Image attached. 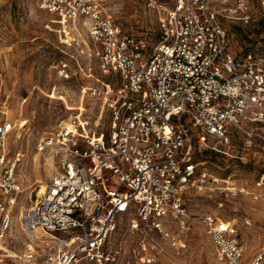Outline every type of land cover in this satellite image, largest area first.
I'll return each instance as SVG.
<instances>
[{
    "label": "built area",
    "instance_id": "1",
    "mask_svg": "<svg viewBox=\"0 0 264 264\" xmlns=\"http://www.w3.org/2000/svg\"><path fill=\"white\" fill-rule=\"evenodd\" d=\"M37 4L52 15L45 26L70 55L86 64L95 60L109 78L84 86L90 98L101 99L95 117L79 107L39 139L37 149L48 155L51 170L43 189L18 211L20 251L9 247L19 157L11 160L5 149L16 123L0 107V261L9 256L18 264H119L121 247L108 241L123 215L132 231H157L184 247L180 233L188 225L185 198L191 191L241 193L264 204V172L253 179L220 177L198 166L195 151L226 153L236 134L243 140L235 154L241 162L250 161L249 151L264 152V62L249 52L233 53L227 27L231 21L250 24L257 13L264 19V0H172L163 7L159 38L150 48L145 36L124 31L101 0ZM60 66L59 73L69 76L68 62ZM252 144L258 149L250 150ZM168 221L177 224V233H169ZM201 221L217 258L242 264L245 246L236 222L211 212ZM159 251L142 234L131 256L151 263ZM263 261L264 244L249 264Z\"/></svg>",
    "mask_w": 264,
    "mask_h": 264
},
{
    "label": "rangeland",
    "instance_id": "2",
    "mask_svg": "<svg viewBox=\"0 0 264 264\" xmlns=\"http://www.w3.org/2000/svg\"><path fill=\"white\" fill-rule=\"evenodd\" d=\"M101 2L124 31L145 36L150 48L159 38L158 22L163 7L170 5L172 0ZM51 17L38 7L37 0H0V107H4L7 116L16 123L7 136L5 149L11 160L16 155L19 157L15 173L20 190L12 211V241L9 244L16 251L23 247L24 240L18 227V211L22 205L34 200L40 183H45L51 170L48 155L37 149L39 139L53 132L79 107H83L86 115L95 117L101 99L90 98L83 92L84 86L100 84L95 77L109 78L98 70L95 60L86 64L79 56L70 55L71 50L60 43L57 32L45 26ZM227 27L229 47L233 53L249 52L264 62V21L258 13L250 24L231 21ZM75 58L81 63V69L76 67ZM61 61L68 62L67 77L59 73ZM100 127L106 133L108 118L105 110ZM242 141L233 134L234 147L226 153L196 149V158L200 161L198 166L220 177L231 174L234 178L253 179L264 172V152L253 154L249 151L250 161L241 162L235 154L238 153L236 149L241 150ZM219 148L226 149L224 145H219ZM251 148L257 150L258 145L252 144ZM185 202L189 220L187 228L180 233L186 242L181 248H176L169 237L157 231H132L128 216L119 217L108 241L112 248L121 247L119 264H223L217 258L210 235L201 221L205 212L236 222L238 235L245 246L242 264H249L252 254L264 244V204L251 200L248 195H227L220 190L191 191L186 195ZM166 226L169 233L178 232L174 221H168ZM142 234L145 240L153 238L160 247L156 260L151 263L136 261L131 256L132 248L137 247ZM0 264L18 262L15 257L6 256Z\"/></svg>",
    "mask_w": 264,
    "mask_h": 264
},
{
    "label": "bare ground",
    "instance_id": "3",
    "mask_svg": "<svg viewBox=\"0 0 264 264\" xmlns=\"http://www.w3.org/2000/svg\"><path fill=\"white\" fill-rule=\"evenodd\" d=\"M60 72V71H59ZM63 122H65V123H67V120L65 121V120H63ZM49 161V160H48ZM41 184V186H40V189H39V192L43 189V187H44V183L42 182V183H40ZM38 192V193H39ZM0 246L1 247H5L2 243L0 244Z\"/></svg>",
    "mask_w": 264,
    "mask_h": 264
},
{
    "label": "trees",
    "instance_id": "4",
    "mask_svg": "<svg viewBox=\"0 0 264 264\" xmlns=\"http://www.w3.org/2000/svg\"><path fill=\"white\" fill-rule=\"evenodd\" d=\"M262 21H264V19H261ZM204 151H207V150H204Z\"/></svg>",
    "mask_w": 264,
    "mask_h": 264
}]
</instances>
